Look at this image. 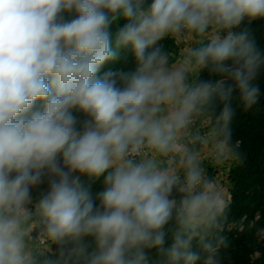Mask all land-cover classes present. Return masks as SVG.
<instances>
[{
    "label": "clouds",
    "instance_id": "1",
    "mask_svg": "<svg viewBox=\"0 0 264 264\" xmlns=\"http://www.w3.org/2000/svg\"><path fill=\"white\" fill-rule=\"evenodd\" d=\"M144 4L0 0V264H150L149 249L198 264L194 240L203 264H220L229 205L196 145L211 141L216 163L241 159L233 94L258 102L264 55L234 29L264 18V0ZM169 37L192 43L174 55L159 43ZM129 46L134 68L99 75ZM81 176L104 189L94 198Z\"/></svg>",
    "mask_w": 264,
    "mask_h": 264
},
{
    "label": "trees",
    "instance_id": "2",
    "mask_svg": "<svg viewBox=\"0 0 264 264\" xmlns=\"http://www.w3.org/2000/svg\"><path fill=\"white\" fill-rule=\"evenodd\" d=\"M151 2L152 0H145L144 7L147 8ZM126 22L123 18L115 22L110 29L113 35ZM245 28L249 30L258 50L264 55V18L251 22L245 19L234 31H241ZM159 43L163 45L165 51L177 53L178 47L172 38H165ZM132 68H134V58L129 46L120 50L116 60L106 63L99 75L102 76L108 71L117 73L128 71ZM199 79L215 81L219 79V76L204 69L200 72ZM254 83L259 86L260 95L258 102L251 108L245 109L239 101L238 93L233 94L234 116L230 124L231 142L233 146L239 142L236 151L240 153L241 159L236 160L233 157L228 169L229 206L226 209V219L222 220V231L218 233L226 238V246L222 245L219 249L220 264H264V238H259V233L264 231V66L259 70ZM221 108L222 105L218 104L217 114ZM74 115L77 116L80 123L85 119L82 113L77 112ZM81 180L86 186L90 185L94 198L104 189L103 176L94 181H90L86 176H81ZM47 186L45 181L34 188V198H38L42 191L47 189ZM172 226V224L166 226V230ZM230 226L231 228L228 230L227 227ZM171 243L172 238L169 232L166 236L165 247L170 246ZM51 247L55 251L56 246L52 245ZM193 249L201 252L202 259L198 264H203L204 254L195 240ZM146 251L150 264H163L164 258L156 249ZM254 254H258V257L253 258Z\"/></svg>",
    "mask_w": 264,
    "mask_h": 264
},
{
    "label": "rangeland",
    "instance_id": "3",
    "mask_svg": "<svg viewBox=\"0 0 264 264\" xmlns=\"http://www.w3.org/2000/svg\"><path fill=\"white\" fill-rule=\"evenodd\" d=\"M184 44H191V38L190 37H186L184 42ZM182 43V44H183ZM205 43H207V41H205ZM178 47V46H177ZM187 48V45H184L183 47L180 46V48H178V52L179 50L182 51L184 48ZM207 128L210 130V124L206 123ZM196 146H198V151H201V144H197ZM201 159L203 161V164L208 168V173L209 175L214 179V181L216 182V184L219 186V188L221 189V191H223L225 193L226 196V200H229V192H230V184L228 182V169L230 164L232 163L233 159L229 158L221 163H218L217 165H212L211 163L214 161L213 157H212V148L210 149V152L207 151L205 153L201 154ZM231 228L227 227V229L229 230ZM259 238L262 239L264 238V231H261L259 233ZM258 254H254L253 258H257Z\"/></svg>",
    "mask_w": 264,
    "mask_h": 264
},
{
    "label": "crops",
    "instance_id": "4",
    "mask_svg": "<svg viewBox=\"0 0 264 264\" xmlns=\"http://www.w3.org/2000/svg\"><path fill=\"white\" fill-rule=\"evenodd\" d=\"M184 45L189 46V44H187V43H186V44H184V43L181 44L182 47H183ZM186 50H187V48L185 47L182 51H180V50H179V52L177 51V53L174 54V55L183 56L184 53L186 52ZM198 126H199V128H200V132H201V134H207V133L209 132V129L207 128L206 123H199ZM196 148H198V146H196ZM200 148H201V151H199L200 154L205 153V152H207V151L210 152V149L212 148V147H211V141H209V143H208L207 145H202ZM211 164H212V165H217L218 163H216L215 161H213Z\"/></svg>",
    "mask_w": 264,
    "mask_h": 264
},
{
    "label": "built area",
    "instance_id": "5",
    "mask_svg": "<svg viewBox=\"0 0 264 264\" xmlns=\"http://www.w3.org/2000/svg\"><path fill=\"white\" fill-rule=\"evenodd\" d=\"M44 243V241H39V244H43Z\"/></svg>",
    "mask_w": 264,
    "mask_h": 264
}]
</instances>
